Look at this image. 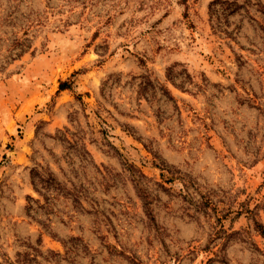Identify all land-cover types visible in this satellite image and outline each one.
Wrapping results in <instances>:
<instances>
[{
	"label": "rangeland",
	"instance_id": "obj_1",
	"mask_svg": "<svg viewBox=\"0 0 264 264\" xmlns=\"http://www.w3.org/2000/svg\"><path fill=\"white\" fill-rule=\"evenodd\" d=\"M216 1L0 0V264H264V0Z\"/></svg>",
	"mask_w": 264,
	"mask_h": 264
},
{
	"label": "trees",
	"instance_id": "obj_2",
	"mask_svg": "<svg viewBox=\"0 0 264 264\" xmlns=\"http://www.w3.org/2000/svg\"><path fill=\"white\" fill-rule=\"evenodd\" d=\"M218 2H224L225 6L229 7L231 12H235V9L240 7V5L232 0H221V1H216V4ZM70 84H68L66 81L61 82L60 84V90L69 88ZM258 231H260V234L264 236V226L262 224H256Z\"/></svg>",
	"mask_w": 264,
	"mask_h": 264
}]
</instances>
